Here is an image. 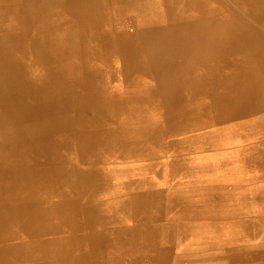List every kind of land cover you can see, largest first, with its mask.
I'll list each match as a JSON object with an SVG mask.
<instances>
[{"label":"bare ground","instance_id":"bare-ground-1","mask_svg":"<svg viewBox=\"0 0 264 264\" xmlns=\"http://www.w3.org/2000/svg\"><path fill=\"white\" fill-rule=\"evenodd\" d=\"M0 264H264V0H0Z\"/></svg>","mask_w":264,"mask_h":264},{"label":"rangeland","instance_id":"rangeland-1","mask_svg":"<svg viewBox=\"0 0 264 264\" xmlns=\"http://www.w3.org/2000/svg\"><path fill=\"white\" fill-rule=\"evenodd\" d=\"M145 3V2H144ZM146 5H148L150 8H155L154 10H157V7H158V5H157V3H155V2H146L145 3Z\"/></svg>","mask_w":264,"mask_h":264}]
</instances>
